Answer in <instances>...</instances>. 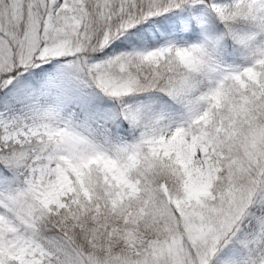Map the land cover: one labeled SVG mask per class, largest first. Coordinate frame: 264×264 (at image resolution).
I'll return each mask as SVG.
<instances>
[{"label":"snow or ice","instance_id":"6c2138e0","mask_svg":"<svg viewBox=\"0 0 264 264\" xmlns=\"http://www.w3.org/2000/svg\"><path fill=\"white\" fill-rule=\"evenodd\" d=\"M0 264H264V0H0Z\"/></svg>","mask_w":264,"mask_h":264}]
</instances>
